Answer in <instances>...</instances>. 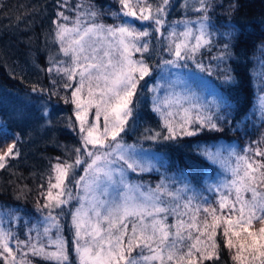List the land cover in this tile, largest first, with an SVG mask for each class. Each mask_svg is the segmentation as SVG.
I'll list each match as a JSON object with an SVG mask.
<instances>
[{"label":"snow or ice","instance_id":"snow-or-ice-1","mask_svg":"<svg viewBox=\"0 0 264 264\" xmlns=\"http://www.w3.org/2000/svg\"><path fill=\"white\" fill-rule=\"evenodd\" d=\"M119 3L125 17L150 21L154 32L164 35L161 30L170 0H159L155 8L149 0H119ZM197 3L198 6L193 7L201 14L197 21H183V30L172 27L168 31L167 51L174 59L164 63L177 66L180 60H192L201 71L207 70L211 75V69H205L196 60L202 48L212 46L208 14L211 3L210 0H197ZM58 15L68 19L63 13ZM90 15L95 17L96 13ZM193 23L197 25L195 29L191 26ZM57 29L60 52L68 60H50L54 68L49 67L47 71L55 70L57 75H62L67 81L64 88H74L71 99H64L75 106L83 153L88 160L81 158L82 150L78 148L74 163L65 161L53 166L54 175L49 176L47 191L42 193L44 202L39 205L41 210H48L43 218V234L33 228L27 238L21 240L0 222V264H31L27 259L29 255L54 264H70L62 226L53 211L60 208L62 214L63 206L73 198L69 188L73 180L83 193L78 196L79 206L72 213L77 264H210L220 258L216 237L221 229L224 247L232 253L235 264H264V150H251L259 159L233 151L226 160L218 152H205L209 160L220 163L231 177L215 187L219 193L218 207L206 201L194 203L195 195L182 196V192L188 191L187 186L172 191L162 182L156 189L145 192L142 186L129 183L126 169L137 172L145 168L136 159L132 146H125L118 137L132 116L130 106L139 81L151 74L149 65L143 59L133 61L131 54L149 52L150 41L146 38L152 32L129 24L93 23L81 27L79 21L73 28L57 24ZM224 35L230 38L228 33ZM228 49L229 44L225 43L224 51L213 59L223 62L230 55ZM224 79L231 82L232 77L226 74ZM32 91L43 94L47 90L33 86ZM50 95H58V92L53 90ZM185 102L191 106L184 107ZM162 103L169 109L167 112L161 111L159 104L154 105L153 111L164 119L167 131L162 137L164 140L196 136L205 128L215 132L223 130L220 121H224L225 116L220 114L221 103L214 101L205 106L195 100L182 102L171 97H166ZM173 107L177 108L175 114ZM260 107L264 110V97H260ZM92 109L95 122L88 120ZM48 115L44 106L40 118ZM159 137L161 133L157 132L148 138ZM18 140L19 136L0 146V170L8 166L9 160L20 157ZM82 164H86L84 175L76 179L72 173ZM4 216L16 218L12 210ZM170 216L172 222H169ZM256 224L259 227H255ZM32 231H36L35 237Z\"/></svg>","mask_w":264,"mask_h":264},{"label":"trees","instance_id":"trees-1","mask_svg":"<svg viewBox=\"0 0 264 264\" xmlns=\"http://www.w3.org/2000/svg\"><path fill=\"white\" fill-rule=\"evenodd\" d=\"M196 1L170 0L166 14L172 21L179 22L195 16L199 18L201 14L193 10L194 6H198ZM149 2L155 8L159 0ZM186 3L188 7H185ZM210 3L208 14L209 31L213 34L212 46L210 49L202 48L196 54V60L203 64L205 69L210 68L211 75L207 70L201 71L192 60H183L185 62L179 67L182 73L171 76L175 78L174 90L166 86L158 97L205 102L199 97L200 93L206 97L208 91L217 93L221 102L220 114L225 116V120L220 121L223 130L215 132L205 128L196 136L164 140L162 137L167 134L164 119L158 112L153 111V107L159 104L161 111L167 112L169 109L164 108L162 102L144 91L145 85L142 81L137 85L136 95L130 107L132 114L135 113L146 120L152 133H161V137L154 142L147 140L142 145L144 150L154 153L143 154V158L148 157L157 163L149 172L134 173L142 188L145 191L156 189L162 182L172 191L187 186L188 191L182 192V196L195 195L197 199L194 203L206 201L218 207L216 202L219 200V193L215 191V187L226 183L231 177L221 166L224 179L217 181L218 166L210 162L205 152L214 153L217 146L224 147L226 142L235 141L236 153L255 159L259 157H254L251 150H264V128L261 129L264 124L261 123L260 127V124L256 125L258 112L255 111L260 94L264 93V0H210ZM91 12L96 13L95 17L90 15ZM59 13H63L68 19H63ZM129 19L131 17L123 15L119 0H0V146L5 141L10 143L19 136L17 147L20 151L18 159L9 160L8 166L0 170V222L21 240L26 239L29 230L33 228H38L43 234V218L48 210H41L39 205L44 202L42 193L47 191L48 178L54 175L52 168L56 163H74L75 150L72 149L80 148V139L76 135L79 128L75 106L66 103L64 99H71L73 88H64L63 84L67 81L62 75H57L55 70L52 73L47 71L49 67L54 68V63L50 60L67 61L62 56L60 44L56 39L57 24L73 28L79 21L81 27L93 23L105 26L129 24L138 30L145 29L143 23H128ZM225 33H228L230 38H226ZM153 34L151 36H154ZM225 43L229 44L230 55L218 63L213 57L224 51ZM156 48V43L150 39L149 52L141 55L144 61L154 66L158 63L156 55L159 52ZM138 53L136 52V56ZM226 74L232 77L231 82L225 81ZM189 78L193 81L189 82ZM53 80L56 83H53ZM198 81L204 82V87H200ZM33 86L47 91L43 94L34 93ZM138 89H142V94H145L139 105L136 103L140 92ZM53 90L58 92V95H50ZM44 106L47 107L49 115L41 119L40 112ZM184 106L191 105L185 102ZM171 110L174 114L177 113L174 107ZM94 111L92 109L89 112L91 118ZM262 117L263 115L260 122L263 121ZM176 119H179L178 115ZM100 122L102 128L103 117ZM142 127H145L144 123L141 124ZM246 129L248 132H243ZM246 149L249 151L246 152ZM223 153L226 154V151ZM233 161L232 159L234 165ZM204 165L207 170L202 173L201 166ZM72 176L78 179L77 167ZM170 176L177 179L170 180ZM73 182L75 183L74 180L71 183ZM74 187L75 185L71 191ZM66 208L64 205L62 214L60 208L54 209L53 215L58 216L62 226V235L67 242L71 264L75 262L73 236L66 228L69 224ZM8 210L15 213V219L5 218L4 214ZM169 222H172L171 216ZM255 227H259V224ZM51 234L55 236V229ZM31 235L35 237L36 231H32ZM216 240L220 245V258L210 264H235L231 258L232 253L224 247L222 229L218 230ZM43 242H47L46 238ZM27 259L31 264H54L31 255Z\"/></svg>","mask_w":264,"mask_h":264},{"label":"rangeland","instance_id":"rangeland-1","mask_svg":"<svg viewBox=\"0 0 264 264\" xmlns=\"http://www.w3.org/2000/svg\"><path fill=\"white\" fill-rule=\"evenodd\" d=\"M196 3H197V1H196ZM191 19H198V17L195 16V17L189 18V19H187V21H192ZM127 22L128 23L130 22V23H133V24H136V22L143 23V25L145 26L146 30L154 33L153 34L154 36H150V37H148L146 39H148L149 41H150V39L151 40L153 39L154 42L156 43V47H157L156 51L159 52L158 55H156V60L158 61V63H157V66H154L153 64H150V63H147L146 61H144L145 63H147L149 65L151 74L149 76L145 77L144 80H140V81H142L143 84L145 85V87H144L145 90L144 91L147 94L149 93L148 94L149 96L152 95L153 98H156V100H159L160 102H163V99H165L166 97L165 96L164 97H158L159 93L166 86H167V88H170L171 90H174V84L173 83L175 82V78L171 77V76L172 75L174 76V75H176L178 73H182L181 70L179 69V67L181 68L182 65H183L182 63L185 62L183 60H180V61L177 62V66H173L172 64H165L164 63L165 60H173L174 59V57L171 56L169 54V52L167 51V43H168V41H167L166 37H167L168 31H170L172 27H175L177 29V31H181V30H183L184 24L182 22H179L178 20L177 21L176 20L172 21L171 18H169V16H167V14H166L165 25H164V27L161 30L164 33V35L161 36L160 34H157V33L154 32V30H153L154 26H153V24L150 21H140V20H136L135 18L131 17V19L127 20ZM191 26L193 27V29L196 28L195 24H192ZM139 28H141V26ZM158 41H159V43H158ZM132 53H133V55L131 54V59L133 61H139V60L143 59V57L141 56V53H138L137 56H136V52H132ZM62 56H63V54H62ZM66 59L68 60V58H66ZM172 72H174V73H172ZM186 79H187V75H186ZM188 81L192 82L193 79L189 78ZM198 82H199L198 85L200 87L201 86L204 87V82H202V81L201 82L198 81ZM153 89H155V91H153ZM73 90H74V88H73ZM138 90H140V92L138 94V102H136V103L139 105L141 103V101L143 99V96L145 94H142V93H144V91H142V89H138ZM141 94H142V97H140ZM197 94H198V91H197ZM198 96H199V94H198ZM199 97L202 98L205 101V102L200 101L199 103L201 105L207 106V104H209L210 102H214V101L218 102V103H221L219 101V99H220L219 95L217 93H213L211 91L210 92L208 91V93H207V97L208 98L206 96H203L201 93H200ZM260 97H264V93H261ZM260 97H259V99L257 101L256 108H255V111L258 112V113H256V117H257L256 125L260 124L258 127L261 126V123L264 124V110H262L261 107H260ZM183 101H184V99L182 100V102ZM174 110H177V108L174 107ZM261 115H263V117H262L263 121L262 122H260ZM90 116L91 115L89 113V116H88L89 122H95L94 116L92 118ZM142 123L145 124V127L141 128V124ZM77 125H78V128H79L78 121H77ZM148 126L149 125H147L146 120H143L139 115L133 113L132 116L128 119V123L125 126V131L121 133L120 137H118V140L122 144H124L125 146H132V149H134V151H135L136 159L145 168L144 171L132 172L130 170H127L126 166H124L125 169H126L127 180L131 184L140 185V183L137 181V176L134 173L140 174V173H144V172H149V171H151L150 168H154V167L157 166V163H154L153 160L149 159L148 157H144L143 158V154H148V153L149 154H154L153 152H150L149 150H147V151L144 150L143 147H142L143 143L145 144L144 141L150 140V141L154 142L156 140V139H149L148 138V137L154 136L156 134V133H152ZM86 127H87V125H86ZM100 127H101V125H100ZM249 127H251L250 122H249ZM262 128H264V126H262L261 129ZM243 132H248V130L247 129L243 130ZM76 135L80 139V149L82 150L81 153H80L81 158L83 160L87 161L88 157L86 156V154L83 153V145H82V141H81V134L78 132ZM223 145H224V147H222L220 145H219L220 147L217 146L216 147V150H217L216 152H218L222 158L227 160L229 158L230 153H232L233 151L234 152L236 151L235 149H236V146H237V142L236 141L234 143L233 142L232 143L226 142ZM227 145L231 146L232 148L231 147H227ZM89 148H91V145H89ZM76 149H72V150H75L74 151V156L75 157L77 155ZM130 151H131V149H130ZM224 151H226V154L223 153ZM216 152H214V153H216ZM242 155H245V154H242ZM233 160H234V158H233ZM210 162H211V160H210ZM233 162L235 163V161H233ZM216 164L218 166V171H220V172L217 173L218 177L220 179H222V181H223L224 174H222L221 170H220V169H222L221 168L222 165L220 163H216ZM84 167H86V164H82V165L77 167L78 178L80 176L84 175V173H83V168ZM217 174H215V175H217ZM220 174H222V176H220ZM176 179L177 178H172L170 180H176ZM182 184H183V182H182ZM74 185H75L74 190L71 191L72 192V197H73L71 199L72 202L70 203V201H71L70 200L67 204H65L67 206L65 213H66V215H69V224L66 226V228L72 233V236H74V229L72 227V213L75 211V208L79 206L78 196L83 194L82 190L80 188H78L74 182L71 183V185L69 186L70 190L72 189V187ZM179 185L181 186V184H179ZM142 190L145 191L143 188H142ZM147 191L148 190L146 189L145 192H147ZM207 203H209V202H207ZM72 247H73V242H72ZM73 259H74L75 262L71 263V264H77V257L75 255L74 251H73Z\"/></svg>","mask_w":264,"mask_h":264},{"label":"bare ground","instance_id":"bare-ground-1","mask_svg":"<svg viewBox=\"0 0 264 264\" xmlns=\"http://www.w3.org/2000/svg\"><path fill=\"white\" fill-rule=\"evenodd\" d=\"M183 22V21H182ZM206 158V157H205ZM222 168V167H221ZM207 170V166L204 165L203 167L201 166V172L204 173L205 171ZM221 170V173H222V169ZM220 172V171H219ZM220 176H222V174H220ZM217 181H221V179L218 177L217 175Z\"/></svg>","mask_w":264,"mask_h":264}]
</instances>
